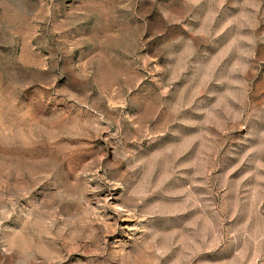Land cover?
<instances>
[{
    "label": "rangeland",
    "instance_id": "1",
    "mask_svg": "<svg viewBox=\"0 0 264 264\" xmlns=\"http://www.w3.org/2000/svg\"><path fill=\"white\" fill-rule=\"evenodd\" d=\"M0 264H264V0H0Z\"/></svg>",
    "mask_w": 264,
    "mask_h": 264
}]
</instances>
